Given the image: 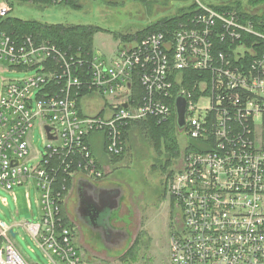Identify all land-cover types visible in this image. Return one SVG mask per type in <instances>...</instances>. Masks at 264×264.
<instances>
[{
  "label": "built area",
  "instance_id": "2783aa9c",
  "mask_svg": "<svg viewBox=\"0 0 264 264\" xmlns=\"http://www.w3.org/2000/svg\"><path fill=\"white\" fill-rule=\"evenodd\" d=\"M206 1L193 0L170 30L119 38L109 57L93 50L85 59L48 39L0 32V62L34 71L2 85L0 186L34 182L41 214L23 226L52 264H86L66 206L77 180L100 183L109 171L93 143L108 159L119 156L127 126L176 117L178 94L186 138L166 193L181 226L170 235L168 264H264V27ZM9 10L0 0V18ZM189 73L197 77L185 85ZM36 121L47 144L29 165ZM12 229L0 221V264H30Z\"/></svg>",
  "mask_w": 264,
  "mask_h": 264
},
{
  "label": "rangeland",
  "instance_id": "374dc122",
  "mask_svg": "<svg viewBox=\"0 0 264 264\" xmlns=\"http://www.w3.org/2000/svg\"><path fill=\"white\" fill-rule=\"evenodd\" d=\"M193 0H76L78 7L66 2L37 5L33 3H16L8 12L9 16L21 19L37 20L44 23L90 24L99 26L92 38V48L109 57L119 43L114 34L135 33L164 16L177 13L178 7L185 11L192 10ZM206 1V0H205ZM234 0H210L217 4H226ZM243 9L252 14L264 12V2L249 5L240 0ZM206 3H208L206 1ZM0 62V96L2 85L8 81L24 78L34 73L9 67ZM206 100H201L199 108H204ZM101 103L98 102V109ZM86 109V108H85ZM89 110V109H88ZM94 110H90L93 112ZM94 113V112H93ZM184 129L178 130L180 153L186 134ZM30 152L27 164L37 163L41 153L45 151L46 141L40 121H36L27 134ZM128 149L122 159L116 163L108 160L102 144L96 142L92 151L98 162L107 164L109 171L103 183H116L122 187L123 199L117 212V226L124 228L126 236L121 241L104 244L94 233L83 230L69 216L73 197L70 196L66 206L68 218L75 227L73 246L78 247L86 264H168L171 230L168 223L166 206L173 205L166 193L165 174L158 167L156 153L151 143L136 130H132L128 141ZM179 158V157H178ZM173 161L172 168L177 163ZM156 164L153 168L152 165ZM6 200V204L3 203ZM41 214L39 191L33 181L15 186L7 190L0 186V221L8 227L12 226L14 236L12 243L30 264H52L43 250L31 238L30 232L23 226L24 222L38 223ZM128 217H126V216ZM127 222H122V221ZM138 244V245H137ZM136 245V259L121 260L127 250Z\"/></svg>",
  "mask_w": 264,
  "mask_h": 264
},
{
  "label": "trees",
  "instance_id": "16d2710c",
  "mask_svg": "<svg viewBox=\"0 0 264 264\" xmlns=\"http://www.w3.org/2000/svg\"><path fill=\"white\" fill-rule=\"evenodd\" d=\"M7 2L10 10L16 3H33L43 6L53 3L52 0H7ZM262 2H264V0H246V3L251 6ZM66 3L73 7H78L76 0H67ZM210 5L217 10H235L241 18L252 20L257 24V27H264V12L261 14H252L245 11L240 0H234L226 4L210 2ZM188 14L189 13L185 11V7L181 6L178 7V11L174 15L164 16L142 30H138L135 33L114 34V36L124 41L131 39L140 40L150 32L163 30L165 28L168 30L172 29L178 22L184 20ZM99 30H102V28L90 24L44 23L37 20L21 19L9 15L0 18V32H6L15 38L24 34H31L36 40L48 39L71 53H79L80 57L85 59H89L92 55V38ZM196 77V73H189L184 79V84L190 85ZM136 129L141 136L151 143L160 164L158 167L165 174L166 184L167 180L174 172L171 167L173 161L179 157L178 155L180 152L178 128L176 126L175 117L172 116L161 122H158L153 117H147L130 123L124 131L126 142L132 130ZM127 149L128 145L126 144L125 150L119 156L110 157L108 159L109 162L116 163L122 159ZM152 167L155 168L156 164H153ZM62 216L66 224L67 219L64 215ZM136 250H138L136 245L130 247L127 252L121 256V260H129L133 263L136 259Z\"/></svg>",
  "mask_w": 264,
  "mask_h": 264
},
{
  "label": "water",
  "instance_id": "95a60500",
  "mask_svg": "<svg viewBox=\"0 0 264 264\" xmlns=\"http://www.w3.org/2000/svg\"><path fill=\"white\" fill-rule=\"evenodd\" d=\"M185 107L186 100L184 95L178 94L175 98V122L178 130L183 129L185 124ZM46 129L48 130L49 128L46 127ZM113 184L116 185V183L111 182L93 183L79 179L72 194L76 205V216L83 218L85 229L91 230L96 238L101 239L104 244H111L112 242L108 240L104 241L102 235L100 236V233H104L100 225L101 216L105 209L113 210L119 206L120 191L115 193L107 191V193H103L100 190H104ZM119 187L122 188L120 185ZM74 202L72 203V207L74 206ZM11 233L14 235V232L11 231ZM108 235H110L109 232Z\"/></svg>",
  "mask_w": 264,
  "mask_h": 264
},
{
  "label": "flooded vegetation",
  "instance_id": "af4514ba",
  "mask_svg": "<svg viewBox=\"0 0 264 264\" xmlns=\"http://www.w3.org/2000/svg\"><path fill=\"white\" fill-rule=\"evenodd\" d=\"M123 190L117 184L116 185L113 184L111 186H108V188H106L104 190H100L103 193H107V191L108 192L112 191L113 193L120 191L119 206L113 210L105 209L104 212L102 213V216H101L100 225H101V229L103 230L102 232H104V233H100V236L102 235L104 241L108 240L109 242H117V241L119 242V241H121L122 238H124L126 236V231L124 230V228L118 227L116 225L117 222L120 221V219L119 220L117 219L118 218L117 212L121 207V203H122V199H123ZM75 206L76 205L74 202V206L71 207V211L69 212V216L71 217L73 222L78 223L81 226V228H83V230H85L84 228H86V227L84 225L85 223L83 222V218L77 217L75 214ZM166 211H167V215H168L169 228H170L171 233H172L173 231L180 228L181 218L178 214L177 208L175 206H172L171 202H170V204H168L166 206ZM122 222L126 223L127 220L122 221ZM89 231L91 232V230H89ZM108 232L110 235H108Z\"/></svg>",
  "mask_w": 264,
  "mask_h": 264
},
{
  "label": "crops",
  "instance_id": "0c3cea01",
  "mask_svg": "<svg viewBox=\"0 0 264 264\" xmlns=\"http://www.w3.org/2000/svg\"><path fill=\"white\" fill-rule=\"evenodd\" d=\"M100 183H103V182H100ZM76 248H78V247H76ZM78 250V249H77ZM78 252L80 253L81 251L80 250H78ZM81 254V253H80ZM82 256V255H81Z\"/></svg>",
  "mask_w": 264,
  "mask_h": 264
}]
</instances>
